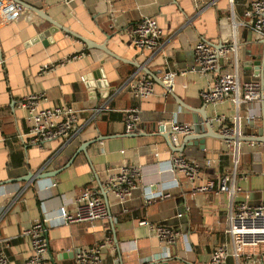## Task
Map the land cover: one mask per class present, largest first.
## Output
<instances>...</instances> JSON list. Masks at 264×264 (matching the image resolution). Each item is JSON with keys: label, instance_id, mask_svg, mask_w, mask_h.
Here are the masks:
<instances>
[{"label": "crops", "instance_id": "1", "mask_svg": "<svg viewBox=\"0 0 264 264\" xmlns=\"http://www.w3.org/2000/svg\"><path fill=\"white\" fill-rule=\"evenodd\" d=\"M18 1L105 46L113 56L60 30L43 37L52 30L50 22L7 0L4 15L13 17L0 21V251L7 264H26L30 244L22 232L44 214L51 220L45 232L48 264H76L81 248H96L99 264H211L217 248L227 253L221 264H264V245L235 255L226 232L230 200L218 192L226 178L242 192L233 199V212L239 203L264 204V108L248 103L236 109L229 101L205 104L199 97L221 73L236 70L241 82L264 80V39L240 26L254 0H235L232 9L227 0L215 6L211 0ZM142 17L153 19L162 31L152 53L132 43L130 30ZM200 40L214 50L228 49L209 75L201 74L194 60ZM164 61L175 73L172 94L161 83ZM142 75L152 79L154 92L138 100L130 88ZM30 95H41L39 109L66 104L84 110L74 132L41 147L28 144L26 113L19 104ZM130 109L139 111V121L128 134L124 120ZM216 116H223L237 138L230 147L228 141L207 137L201 127L206 117L223 136ZM172 123L192 126L188 135L202 138L186 142L188 135L182 134L172 147L160 133L163 127L171 132ZM176 156L198 165L196 179L171 172ZM122 166L136 167L139 174L121 203L104 184ZM210 181L211 190L200 189ZM85 189L100 193L109 217L61 223L60 209L74 213L75 197ZM150 226L167 227L178 238L166 244Z\"/></svg>", "mask_w": 264, "mask_h": 264}, {"label": "built area", "instance_id": "2", "mask_svg": "<svg viewBox=\"0 0 264 264\" xmlns=\"http://www.w3.org/2000/svg\"><path fill=\"white\" fill-rule=\"evenodd\" d=\"M75 0H62L69 5ZM218 0H211L209 5L215 6ZM235 0H227L232 9ZM9 2H12L9 0ZM14 3V2H13ZM7 0H0V21L9 22L13 16L4 15ZM245 20L240 26L249 28L258 39H264V0L252 1L245 10ZM235 25H238L235 23ZM234 25V27H235ZM132 43L136 49L152 53L157 50L162 38V31L156 22L150 17H142L139 22L130 30ZM228 49L214 50L208 43L200 40L194 47V60L196 67L201 74H212L217 68L218 57ZM73 58H76L74 56ZM0 56V64H2ZM47 71V67L41 69ZM161 83L167 93H173L175 73L170 70L167 61L161 66ZM131 85V93L135 99L144 100L153 95L154 83L148 76L142 75ZM200 99L205 104H217L225 101L238 109L242 104L255 103L264 108V83L259 81L241 82L237 71L221 73L214 76L208 86L200 93ZM41 95H30L23 98L20 108L25 111L26 131L24 138L28 144L41 147L44 143L54 140L65 139L70 136L78 124L80 114L84 110H78L70 105H61L53 108L39 109L37 107ZM139 121V111L130 109L125 114V131L133 133ZM214 121L219 126V133L223 136H231L232 129L224 122L223 116H216ZM237 121V118L236 120ZM192 126L185 124H171V144L175 147L178 144V136L192 133ZM229 142V141H228ZM230 142L228 147H230ZM264 165V150L262 154ZM171 172L181 173L188 180L193 181L199 174V167L182 156L173 157L171 160ZM139 172L136 167L122 166L116 174L110 175L105 184L104 190L115 196L117 201L125 202ZM54 185V184H53ZM52 185V186H53ZM213 182H208L201 190H211ZM218 192L226 193L230 200V212L227 221L226 232L229 234L235 255H238L246 248H255L264 245V204L251 207L239 203L233 212V199L240 196V189L233 184H228L227 179H221ZM147 203H150L148 201ZM74 213L69 214L64 208L59 211L61 223H91L109 217L107 204L103 201L96 189H85L74 200ZM51 222L50 217L44 214L42 219L33 223L22 236L27 238L30 244V255L26 264H48V243L45 237L46 227ZM140 224H145L141 222ZM153 234L166 244L175 243L178 234L167 227L150 226ZM227 256L223 248H217L211 256V264H221ZM101 261L99 251L96 248H81L76 253V264H99ZM0 264H7L3 252L0 251Z\"/></svg>", "mask_w": 264, "mask_h": 264}, {"label": "water", "instance_id": "3", "mask_svg": "<svg viewBox=\"0 0 264 264\" xmlns=\"http://www.w3.org/2000/svg\"><path fill=\"white\" fill-rule=\"evenodd\" d=\"M10 1H14V2H16V3H18V4L22 5V6H25L26 8H28L29 10H31V11L34 12L35 14L39 15V16L42 17L43 19L48 20V21L50 22V24L52 25V30L50 29V30H47L46 32H44L43 37L48 38L49 35L52 34L54 31H56V30H60V31H63V32H65L66 34H69V35L73 36L74 38L80 40V41L83 42V43H84L89 49L100 50L101 52H104V53H106V54H108V55H110V56H113V54H111V53L105 48V46L98 45V44H96V43H94V42H91L90 40H87V39H85V38H83V37H81V36H78V35H76V34L70 32V31L67 30L66 28H63V27H61L60 25H58V24L52 22L51 20H49V19H48V18H47V17H46L41 11L36 10V9H34V8H32V7L28 6V5H26V4H23L22 2H19L18 0H10ZM41 38H42V36H41ZM155 79H156V78H155ZM157 81H158V80H157ZM262 83H264V80L262 81ZM171 94H172V93H171ZM202 122H203V124H201L202 129H203V130L205 129L206 131L209 132V134L206 135L207 137L221 138L222 140H225V141H233V140H237V138H235L234 136H228V137H226V136H220V135H218V134L212 129V125L208 122V119H207L206 117H204V118L201 120V123H202ZM199 129H200L199 126H197V132L199 131ZM164 130H165L164 127L161 128V132H160V133H162L163 137L167 140L168 144H170V145L172 146V144L170 143V140H169V136H170V134H172V131L169 132V133H166V132H164ZM186 137H187V138H186V142L195 141V140L197 141V140H199V139L202 138V137L197 136V135H188V136H186ZM172 147H174V146H172ZM177 151H178V150H177ZM179 151H182V149L179 150ZM38 178H40V177H38ZM104 197H106L105 194H104ZM165 263H166V262H160V263H158V264H165Z\"/></svg>", "mask_w": 264, "mask_h": 264}]
</instances>
